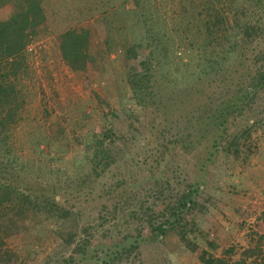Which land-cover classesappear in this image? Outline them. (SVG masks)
Returning <instances> with one entry per match:
<instances>
[{"label": "rangeland", "instance_id": "374dc122", "mask_svg": "<svg viewBox=\"0 0 264 264\" xmlns=\"http://www.w3.org/2000/svg\"><path fill=\"white\" fill-rule=\"evenodd\" d=\"M209 2L227 21L214 37ZM43 3L46 21L9 77L17 116L0 131V184L33 200L21 211L12 195L26 215L3 214L8 246L25 264H54L73 251L63 238L92 224L111 229L106 243L142 236L131 264H203L232 247L239 260L264 237V86L247 94L264 70V0ZM14 4L0 0L1 20ZM74 29L89 32L78 70L61 50ZM245 95L220 129L214 116ZM191 186L195 204L155 239V212L166 219ZM54 199L75 206L69 218L47 217Z\"/></svg>", "mask_w": 264, "mask_h": 264}, {"label": "trees", "instance_id": "16d2710c", "mask_svg": "<svg viewBox=\"0 0 264 264\" xmlns=\"http://www.w3.org/2000/svg\"><path fill=\"white\" fill-rule=\"evenodd\" d=\"M219 1V0H213ZM234 2V0H232ZM236 2V0H235ZM214 3V4H213ZM43 0H15V12L6 20L0 19V131L6 128V124L9 120H15L17 116V110L19 106L16 100V89L14 83L9 82V77L17 76L19 69L24 65L25 53L27 45L30 42L31 35L45 23L46 15L43 5ZM217 5L215 2H209L207 6V12L210 18L214 20L213 25L208 22V33L211 37H214L218 33L222 26H226V19L224 17V7ZM233 10V9H232ZM214 26V27H213ZM215 32V33H213ZM89 42V32L85 29H74L65 32L61 36V50L64 59L75 69H82L86 64L88 54L85 52L87 44ZM228 48L226 47V50ZM141 64V65H140ZM139 64V69H145L146 63L142 60ZM9 71V73H7ZM136 78H140V75H136ZM252 85L247 89L248 91L254 90L261 86H264V70L258 74L252 80ZM135 87H141L136 85ZM246 94V95H247ZM237 98L231 101L229 106L218 111L214 118L218 121L220 129H225V123L229 121L226 119L232 113L231 108L238 107L244 98ZM249 95V94H248ZM244 102V101H243ZM17 103V104H16ZM194 190V191H193ZM195 188L189 187V190L181 195L174 203H170L167 207L166 213L168 217L159 220L157 217L160 214L156 213L155 224L152 225V235L155 239L166 237L170 229H175L180 225V221L184 220L182 217L189 211L195 201L193 199ZM12 195H17L19 199L21 211H27L29 206L32 205V198L19 194L14 188L1 186L0 184V232L4 231L5 236L0 234V264H25V258L23 259L14 252L7 244V239L14 235L13 223L3 220V214L8 213V210L18 211L21 215H26L19 211L16 206V202L12 200ZM17 199V197H16ZM40 207L41 204H39ZM46 210L44 213L47 217L55 218L60 217L59 211L64 212L61 219L69 218L71 212H73L75 206L71 210L62 207L56 199L50 200L49 204L44 205ZM106 207V206H105ZM73 209V210H72ZM87 211V210H86ZM132 213V212H131ZM138 213H132L136 216ZM102 224L108 220L105 216H99ZM111 229L103 226H97L88 224L83 227V233L81 236H76L77 240L73 242L74 236L72 234L67 236L69 246L73 247V251L68 256H63L54 260V264H131L133 259H137L140 250V241L136 239L132 242H128L126 239H118L116 242L106 243L99 239V235L103 240L109 241L111 239ZM148 233H146L147 235ZM110 236V238H109ZM183 237V235H181ZM122 238V237H121ZM184 238V237H183ZM147 239V238H146ZM148 243V242H146ZM196 251L197 246L193 247ZM233 255L236 256V249L234 247L228 248L225 254L221 257L209 256L202 259L203 264H264V237L255 241V244L247 249H243V252L239 255V260H233ZM48 262L47 264H51ZM53 264V263H52Z\"/></svg>", "mask_w": 264, "mask_h": 264}]
</instances>
